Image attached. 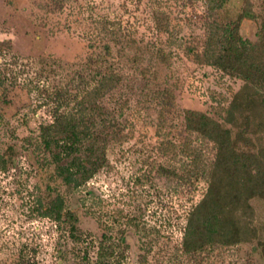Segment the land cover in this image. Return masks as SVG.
<instances>
[{
	"label": "rangeland",
	"instance_id": "374dc122",
	"mask_svg": "<svg viewBox=\"0 0 264 264\" xmlns=\"http://www.w3.org/2000/svg\"><path fill=\"white\" fill-rule=\"evenodd\" d=\"M261 2L225 0L210 10L205 0H0V264L78 263L68 233L40 214L38 201L44 207L48 185L77 213L91 247L102 233L111 235L112 264H264V191L250 193L253 184L241 167L233 174L244 202L246 241L214 245L196 260L181 258L179 251L185 215L207 190L200 172L215 154L212 142L188 129V113L226 129L237 154L254 156L264 147V131H256L252 117L243 120L254 116V106L230 113L234 96L247 94L244 80L203 57L212 33L236 29L242 40L256 42ZM103 22L127 35L95 46ZM98 55L122 78L101 112L122 126L106 151L108 166L86 186L67 192L50 182L47 155L28 141L52 121L55 106L64 111L65 93L78 91L80 76L89 78L99 66ZM119 99L125 101L120 117ZM197 167L191 181L180 180ZM87 250L93 263L97 249Z\"/></svg>",
	"mask_w": 264,
	"mask_h": 264
},
{
	"label": "trees",
	"instance_id": "16d2710c",
	"mask_svg": "<svg viewBox=\"0 0 264 264\" xmlns=\"http://www.w3.org/2000/svg\"><path fill=\"white\" fill-rule=\"evenodd\" d=\"M205 1L210 10L221 8L225 2V0ZM242 15L253 16L247 12ZM259 16L261 26L256 42L242 40L236 29L230 33H212L204 41L203 57L207 64L244 80V91L246 90L247 94L243 96L241 95L243 92H240L234 96L230 113L236 112L242 106H254V116L246 115L243 120L249 121L252 117L251 121L254 120L256 131L263 132L264 0L261 2ZM103 25L105 28L102 30L105 33L101 31L92 39L97 47L104 38H110L109 40L117 43L120 42V36L127 35L120 28H108L107 22H103ZM102 49L105 54H109L110 45L104 43ZM95 62L99 66L92 71L89 78L80 76L78 91L74 94L65 93L64 111L59 112L62 107L60 104L55 106L52 121L40 125L36 138L28 141L32 150L47 155L44 163L48 168L47 178L50 182H60L67 192H76L86 186L100 170L108 166L106 151L113 139L119 135L122 126L116 116L101 112L102 101L114 94L122 78L110 64H107L106 58L98 55ZM115 104H118L120 112L118 117H120L125 101L121 102L119 99ZM97 111H100L99 119L95 117ZM186 119L188 129L197 132L200 139L212 142L215 148L214 159L207 169L200 172L198 167L197 170L189 168L185 177H180L185 183L191 181V178L199 172L207 177L208 186L205 195L185 215L179 249L181 258L196 260L214 245L231 246L246 241L244 233H247L248 228L245 227L244 231L241 228L244 213L241 204L243 199L233 170L241 167L246 175V181L253 184L249 189L250 193L254 196L262 194L264 147L259 153H254V156L237 154L229 148L227 130L216 122L194 112L188 113ZM243 135V131L239 133L240 137ZM194 162L191 161L186 165L191 167ZM47 191L44 207L41 201H38L40 208H43L40 214L54 222L58 228L64 229L68 233V238L78 247L71 251L73 257L78 260L75 264H112L115 252L111 235L102 233L100 239H97V245L91 247L94 241L90 239V242H86L85 236L77 226L78 215L68 206L63 195L56 187L50 185L47 186ZM83 244L86 247L81 249L86 251L80 255L79 246ZM88 248L97 249L93 263L87 253ZM68 253L64 254L65 260L68 258Z\"/></svg>",
	"mask_w": 264,
	"mask_h": 264
}]
</instances>
